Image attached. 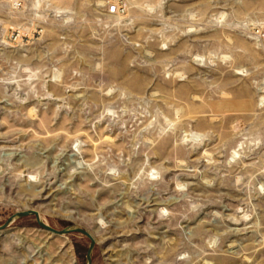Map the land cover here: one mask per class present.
I'll use <instances>...</instances> for the list:
<instances>
[{"label":"rangeland","instance_id":"374dc122","mask_svg":"<svg viewBox=\"0 0 264 264\" xmlns=\"http://www.w3.org/2000/svg\"><path fill=\"white\" fill-rule=\"evenodd\" d=\"M27 210L91 264H264V0H0V225ZM88 245L27 215L0 264Z\"/></svg>","mask_w":264,"mask_h":264},{"label":"water","instance_id":"95a60500","mask_svg":"<svg viewBox=\"0 0 264 264\" xmlns=\"http://www.w3.org/2000/svg\"><path fill=\"white\" fill-rule=\"evenodd\" d=\"M27 215H33L34 218H35V221L37 223V225L49 232V233H52L54 235H64V234H68L70 232H78V233H81L82 235L86 236L88 239H89V245H88V248H87V251H86V256H85V259H86V264H91V252H92V249L94 247V240L93 238L89 235V233H87L86 230L82 229V228H78V227H65V228H62V229H55L47 224H45L40 216L34 212V211H30V210H27V211H20V212H16L15 214H13L11 217H9L7 219V221H5L2 225H0V230H2L3 228H5L7 226V224L14 218H20V217H23V216H27Z\"/></svg>","mask_w":264,"mask_h":264},{"label":"bare ground","instance_id":"6f19581e","mask_svg":"<svg viewBox=\"0 0 264 264\" xmlns=\"http://www.w3.org/2000/svg\"><path fill=\"white\" fill-rule=\"evenodd\" d=\"M14 5V4H13ZM25 9V5L22 3V7H15L14 6V10L17 12V14H19V13H22L23 12V10ZM23 31V30H22ZM36 32V35H38L39 36V34H40V32L41 31H35ZM11 33V32H10ZM23 33V32H22ZM29 33V32H28ZM31 33V37H29L28 35H26V36H24V37H26L27 39L26 40H24L23 42H24V44L26 45V44H28V43H30V41L32 40V39H34L35 37H34V35L32 34V32H30ZM14 36V37H13ZM21 30H19V29H14L13 30V35L11 34V35H7L6 36V38H7V41H5L4 39H5V37H4V39L2 40V42L4 43V42H6V43H10V44H12V45H14L15 46V44L17 43V42H19V43H21ZM28 36V37H27ZM3 38V37H2ZM38 38V37H37ZM21 40V41H20ZM150 210V209H149ZM30 211H34V210H30ZM34 212H36V211H34ZM37 213V212H36ZM38 214V213H37ZM39 215V214H38ZM88 233V232H87ZM92 238H94V235H93V233H91V234H89Z\"/></svg>","mask_w":264,"mask_h":264},{"label":"built area","instance_id":"2783aa9c","mask_svg":"<svg viewBox=\"0 0 264 264\" xmlns=\"http://www.w3.org/2000/svg\"><path fill=\"white\" fill-rule=\"evenodd\" d=\"M14 6L17 7V8L18 7H22V1H17V2L15 1L14 2ZM119 10H120V7L118 5H111V6L108 7L107 12L109 14H112V15H118ZM22 37H24V36L22 35L21 39H22Z\"/></svg>","mask_w":264,"mask_h":264}]
</instances>
